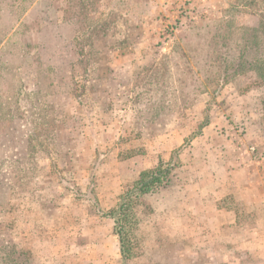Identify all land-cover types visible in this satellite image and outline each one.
<instances>
[{"label":"rangeland","instance_id":"1","mask_svg":"<svg viewBox=\"0 0 264 264\" xmlns=\"http://www.w3.org/2000/svg\"><path fill=\"white\" fill-rule=\"evenodd\" d=\"M16 1L0 0L2 254L17 250L30 264H122L114 223L100 213L110 211L100 199L109 197L107 169L144 154V148L137 146L143 144V128L153 133L154 145L159 146L164 123L173 116L179 117L178 132L187 135L186 160L182 163V156L176 157L180 165L164 189L183 180L199 183L200 192L192 190V195L208 193L218 198L227 193L229 186L208 164L210 160L218 166L215 155L201 161L209 170L198 160L215 143L220 149L228 146V163L236 158L246 164L263 161L264 84L254 74L235 78L217 93L208 84L209 92L201 95L191 76L184 95L172 89L171 79V90L163 88L165 75L159 84L155 78L164 69L163 58L175 44L189 39L191 29L228 19L242 31L245 26L239 21L252 15L258 21L250 28H258L264 19V0H231L222 20L216 22L215 10L196 6L193 0H26L28 11L14 27L9 12ZM199 78L204 81L205 76ZM92 97L100 101L92 102ZM200 105L203 108L198 110ZM211 120L223 138H210L205 144L200 139L193 145L206 128L200 126ZM94 165L100 170L92 169ZM131 182L132 178L128 184L108 188L127 192ZM254 197L252 192L247 200ZM224 201L220 207H236L241 222L251 228L256 225L254 216L244 214V208L254 209L251 204L235 206L233 196ZM157 205L147 199L134 202L139 225L132 234L128 264H165L178 253L189 257L194 253L195 233L203 234L209 227L211 218L202 225L189 217L191 207L185 204L184 242L190 248H162L175 240L172 230L177 221L167 216L166 201L158 206L159 212ZM215 219L220 226H216L217 242L228 237L222 233L228 220ZM237 231L234 236L240 237ZM258 241L249 239L248 246L236 243L233 256L242 263L250 262L256 253L264 258L263 250L256 252Z\"/></svg>","mask_w":264,"mask_h":264},{"label":"crops","instance_id":"2","mask_svg":"<svg viewBox=\"0 0 264 264\" xmlns=\"http://www.w3.org/2000/svg\"><path fill=\"white\" fill-rule=\"evenodd\" d=\"M195 1L197 4L196 6H206L209 9L215 10V19L213 20V22H216L222 20V11L229 8V2L231 0H193L194 3ZM241 20L243 21V23L239 21V24H241L242 26L256 27L258 18L257 16L252 15L250 18L245 17ZM90 100L92 102L98 103L100 101V98L94 99L92 97ZM200 100L201 101H199V103L203 104L202 99ZM200 108H203L202 105H200L198 110H200ZM172 118L173 119H167V122L170 123V127L168 123H164L165 130L160 132V137L158 138L160 139L158 141V144H160L159 146L154 145L156 138L152 136L153 133L149 134V130L143 128V134L141 135V137H143V144L140 142L137 146H140L139 148H144V154L142 156H131L126 160L117 163V165L111 167L110 169H107L109 170V176L106 177V179H108V181L106 182L108 187L113 186L115 183L128 184L127 182L131 178V183L134 184V182L139 179L142 172L153 169L160 163V161L166 163L171 161L173 153L185 145L184 139L187 136L182 133L183 130H181V132H178L179 130L177 129V126L179 117L173 116ZM214 121L215 120H211V122L205 125L206 128H204L201 132L202 137L195 138L192 143L193 145L195 141L198 142L200 139L203 140L202 142L205 144L210 141V138L220 139L222 137V132H218L217 129H214ZM261 138L262 140L260 143L263 144L264 136H261ZM161 140L163 141L161 142ZM216 145V143L213 146L209 145V147L207 148V153L200 154L198 160L199 162H201L202 160H205L206 158L209 159L210 157H213L215 155V157L219 160L217 162L218 166L214 165L213 163H209L210 160H208V164L212 170H217V177L221 175L223 178L222 180H220L218 177V179L229 186L227 193L218 198H216L214 195L211 196L208 193H201V195H192V190L193 192H196L197 190H199L200 192L199 183L196 182L193 184L186 181L184 183L182 180L180 184L174 185L172 183L166 189L162 188L158 193L147 195L143 198L144 200L147 199L149 201H153L154 204L158 203L157 207H154L156 212H159L158 206H161V204L166 201L168 203V205L165 206V209L167 208V216L170 218L174 217L177 221V224L175 223V227L172 230V234L175 240H173L172 245L166 246L163 244L162 248L164 247L168 249H174L175 251H182L184 248H190V246H187L184 242L187 239L185 237V234L187 233L184 228L185 218L187 216L185 215L184 211L185 204L191 207L189 217L199 220L202 225L207 222V218H211L209 219V223H207L209 227H207V229H203V234L201 230L195 233L197 241L193 240V244H191L192 248H195L194 253H192V255L189 257L181 256L178 253L179 257L169 259L165 264H264V258L261 256V253H256L254 255L256 257L253 256L254 258L251 259L250 262L245 261L242 263V260L237 259L236 255L233 256V253L235 251H232L233 249H238V244L240 245L242 244V242H245V246H248L249 239L251 242H257V239H259L258 244L255 247L257 248L256 252H262L261 250L264 251V158L263 161L258 163L250 162L249 164H246L244 161H238L237 158L236 161L228 163L226 161L228 146L224 144V147L220 149ZM99 146L100 145H98L97 143L92 147L93 151L91 152L95 154L98 151ZM185 150L186 149H184L179 156V158H181L182 156V163L186 160L183 157V153ZM80 163L83 164L84 161H80ZM208 164L203 161L202 166L201 162V166L203 168L205 167L207 170H209ZM238 167L240 168L238 169ZM82 168L85 169L86 167H79L80 170H83ZM92 169L100 170V166L98 167V165H94ZM120 171H122V174H120ZM233 175L235 176V178L231 180ZM213 178L216 179L215 177ZM108 187L106 189V192L108 193L107 196H109L108 199L103 200V198H101L102 196L100 197V199L104 209L111 210L112 208L117 206L120 199L119 196L123 195L125 191L120 192V189L112 191V189ZM236 187H238L237 190ZM252 192H254L255 195L254 199L247 200ZM231 196H233L235 206H238L239 202L242 203L244 207H246L247 204H251L250 206H252L254 209H247L246 207V209L244 208V214L246 216H254V218L256 219L255 226H252L251 228L247 226V224L241 222L239 220V214L242 213L241 211H239V209H236V207L235 209H228L226 206H224V204L220 207L221 203L225 199H227V197ZM114 200L115 206L114 204H112ZM223 203H225V201ZM209 205L212 206L208 207ZM156 214L158 215V213ZM215 217H219V219L223 217L224 219L228 220V224L226 223L227 226L222 232L223 234L226 233L228 237L218 239L217 242V234L220 233V230L217 229V231L216 226H220L216 223ZM98 219L101 218L98 217ZM235 230H238V236L240 237L234 236ZM246 234H250V236L245 237L244 235ZM204 235H207L206 238ZM233 237L237 239L236 242H233ZM222 240L224 243H222ZM231 243H233L234 245H232Z\"/></svg>","mask_w":264,"mask_h":264},{"label":"trees","instance_id":"3","mask_svg":"<svg viewBox=\"0 0 264 264\" xmlns=\"http://www.w3.org/2000/svg\"><path fill=\"white\" fill-rule=\"evenodd\" d=\"M26 2V0H17L9 12L14 18L12 26L15 27L28 11L24 5ZM0 10L3 13V9ZM236 29V24L228 19L206 27L191 29L192 34L189 39L183 44H175L173 52L163 58L162 63L165 66L155 78L157 84L162 80L163 74L165 75L164 83L161 84L163 88L167 87L166 90H171L168 87L171 79V84L174 81L172 89L181 90L183 95L184 89L187 93L188 76L193 77L199 84L196 90L198 95L209 92L208 84H213L215 88L212 92L217 93V90H221L235 78L248 74H254L264 84V19L260 21L258 28L245 27L242 31ZM199 55L204 60H201ZM200 74L205 76V82L200 80ZM181 87H184L183 90ZM1 96L0 94V98ZM206 124L201 125L200 128L202 129ZM186 147L184 145L175 151L170 162L160 161L153 169L142 172L132 189L121 196L114 209L107 212L100 211L101 215L110 218L114 223L122 264H128L132 259V234L139 225L134 202L155 194L170 184L172 173L180 164L176 157H179ZM0 264L30 263L25 260L22 252L13 250L2 254L0 247Z\"/></svg>","mask_w":264,"mask_h":264}]
</instances>
